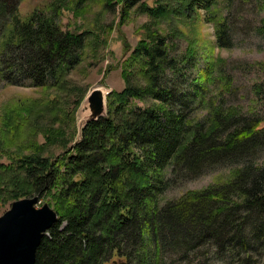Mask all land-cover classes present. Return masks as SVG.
I'll return each mask as SVG.
<instances>
[{"label": "trees", "instance_id": "trees-1", "mask_svg": "<svg viewBox=\"0 0 264 264\" xmlns=\"http://www.w3.org/2000/svg\"><path fill=\"white\" fill-rule=\"evenodd\" d=\"M18 1L0 0V80L25 79L39 96L14 97L0 109V205L37 194L55 211L33 264H172L167 253L183 263L205 255L210 261L198 264H264V163L251 160L264 150V113L215 106L190 116L188 107L204 101L214 64L207 57L183 92L164 75L178 78L200 55V11L210 12L213 0H50L22 17ZM94 5H119L120 24L132 13L148 21L134 47L123 42V87L110 91L106 114L77 139L86 90L69 74L88 50L97 53L99 36L93 24L61 31L55 20L63 10L84 18ZM212 22L216 45L229 47L224 18ZM168 30L187 43L178 61ZM225 161L224 180L161 201L177 175Z\"/></svg>", "mask_w": 264, "mask_h": 264}, {"label": "rangeland", "instance_id": "rangeland-1", "mask_svg": "<svg viewBox=\"0 0 264 264\" xmlns=\"http://www.w3.org/2000/svg\"><path fill=\"white\" fill-rule=\"evenodd\" d=\"M48 1L50 0H19L17 13L22 17L32 9H45ZM145 1L150 5L153 3V0ZM210 9L208 13L200 11L205 18L197 27L200 55L191 63L180 66L181 75L178 78H174L173 73L167 70L164 74L167 84L175 85L179 92L189 88L197 76V70L205 66L207 57L208 60H213L214 64L210 79L206 82L204 101L202 104L195 102L188 107L190 116L202 118L215 106H221L225 110L235 108L244 114L264 113V0H213ZM120 15L119 5L114 10L101 9L100 6L94 5L85 13L84 18L74 19L71 10H63L60 18L55 20L61 26V31L73 30L83 21L85 25L93 24L96 28L95 32L99 36L97 53L92 55L88 50L85 60L69 74L73 81L86 90L84 97L95 86L102 87L103 91L120 90L123 87L120 75L121 64L126 56L123 42L129 47H134L143 34L140 26L148 21V18L146 15L132 13L128 22L120 24ZM213 17H223L226 21L229 28V47L221 48L216 45ZM181 25L185 31L190 28L186 22H181ZM159 28L164 33L169 29L165 23ZM169 32L168 30L167 35H170ZM168 39L170 56L178 61L183 56L187 43L183 38L171 35ZM210 46H214L212 53ZM38 91L39 89L30 86L25 79L17 80V83L0 80V109L14 97H38ZM84 97L75 112V137L78 136L81 117L79 109L84 103ZM251 160L258 164L264 163V150H256ZM229 164L227 161L214 163L196 176L177 175L163 193L161 201H172L188 190H200L224 180L230 170ZM43 202L47 201L40 199L35 207H39ZM8 204L0 205V214ZM167 255L172 264H192L183 263L177 255ZM204 261L206 263L210 259L207 260L205 255H202L193 264Z\"/></svg>", "mask_w": 264, "mask_h": 264}, {"label": "water", "instance_id": "water-1", "mask_svg": "<svg viewBox=\"0 0 264 264\" xmlns=\"http://www.w3.org/2000/svg\"><path fill=\"white\" fill-rule=\"evenodd\" d=\"M111 90L95 86L80 106L81 128L90 120L106 114V99ZM82 113L85 116H82ZM40 202L37 194L11 201L0 214V264H33L35 249L43 235L56 221V213L47 202Z\"/></svg>", "mask_w": 264, "mask_h": 264}, {"label": "bare ground", "instance_id": "bare-ground-1", "mask_svg": "<svg viewBox=\"0 0 264 264\" xmlns=\"http://www.w3.org/2000/svg\"><path fill=\"white\" fill-rule=\"evenodd\" d=\"M82 116H85V115L82 113Z\"/></svg>", "mask_w": 264, "mask_h": 264}]
</instances>
